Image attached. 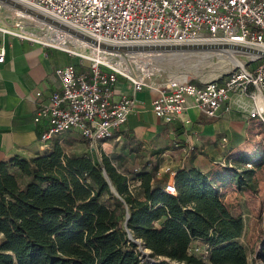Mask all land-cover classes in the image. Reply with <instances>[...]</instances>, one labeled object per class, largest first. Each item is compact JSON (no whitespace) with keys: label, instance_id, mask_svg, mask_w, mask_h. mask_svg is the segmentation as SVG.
I'll use <instances>...</instances> for the list:
<instances>
[{"label":"trees","instance_id":"1","mask_svg":"<svg viewBox=\"0 0 264 264\" xmlns=\"http://www.w3.org/2000/svg\"><path fill=\"white\" fill-rule=\"evenodd\" d=\"M263 163L261 146L207 172L180 166L171 194L158 165L129 175L59 141L15 155L0 162V264H264V241L250 260L244 218L224 200L231 186L256 192Z\"/></svg>","mask_w":264,"mask_h":264},{"label":"built area","instance_id":"2","mask_svg":"<svg viewBox=\"0 0 264 264\" xmlns=\"http://www.w3.org/2000/svg\"><path fill=\"white\" fill-rule=\"evenodd\" d=\"M10 1L24 8L36 9L93 38L99 45L222 42L264 51V0ZM5 7L13 6L0 0V18ZM14 9L13 18L18 20L16 25L19 24L17 26L22 33L7 29L1 23L0 32L38 41L23 34L26 31L21 20L37 17H31L30 13L25 15L26 11L22 9ZM41 23L50 34L64 39L61 42L56 39L54 42H39L88 60L86 68L73 64L58 67L55 73L60 79L61 89L48 99H42V93L37 92L40 104L34 120L42 126L39 141L44 151L58 136L72 130L90 142L114 137L137 110L136 93L146 88L154 92L152 109L159 119L166 123L181 121L185 125L191 123L190 113L193 111L218 118L222 108L226 111L231 109L235 95H250L252 88H264V56H249L250 60L253 59L251 63L241 65L223 81L198 85L188 80L168 78L159 83L149 82L144 76L129 74L127 69L105 59L123 58L124 52L109 51L97 45L100 57H96L88 51L94 44L83 41L80 44L85 51L80 53L75 50L78 44L76 36L56 25L47 24V21L41 20ZM5 59L6 49L1 47L0 63ZM120 77L131 84L132 93L116 96L115 87ZM251 97L255 99V96ZM250 117L264 124V107L256 104ZM167 172L175 176L172 168L168 167ZM165 190L177 193L174 183H168ZM207 248L206 245L205 253Z\"/></svg>","mask_w":264,"mask_h":264},{"label":"crops","instance_id":"3","mask_svg":"<svg viewBox=\"0 0 264 264\" xmlns=\"http://www.w3.org/2000/svg\"><path fill=\"white\" fill-rule=\"evenodd\" d=\"M1 47L6 49V59L0 63V162L15 155L31 157L44 151L39 141L42 126L34 120L40 104L37 92L42 93V99H48L61 89L55 73L58 67L88 65L66 50L14 34L0 32ZM126 93H132L131 84L119 78L115 94ZM252 95L255 99L250 98ZM153 96L154 92L147 88L137 92V110L110 139L90 142L72 130L55 140L68 154H89L98 160L106 154L118 170L129 175L158 165L154 178L158 186L174 183L168 167L175 170L194 165L207 172L231 165L239 154L255 153L259 148L252 152L248 129L255 105L264 107V88H252L250 95H235L231 109L222 108L218 118L193 111L187 125L159 119L152 109ZM224 192V200L230 204L229 195H242L246 191L231 186Z\"/></svg>","mask_w":264,"mask_h":264},{"label":"rangeland","instance_id":"4","mask_svg":"<svg viewBox=\"0 0 264 264\" xmlns=\"http://www.w3.org/2000/svg\"><path fill=\"white\" fill-rule=\"evenodd\" d=\"M14 8H4L0 23L2 25L7 24L9 29L13 31H19L16 25L18 20L13 18L14 12H16ZM24 14L28 15L29 13L24 12ZM21 20H23L22 22L27 30V33L23 32V34L29 37L45 41L46 35L50 34L45 25L41 23V20L37 18H34L35 21L30 17L22 18ZM19 32L22 33L21 31ZM68 44L75 46V44L69 42ZM82 44L78 42L75 50L80 53L85 51ZM88 51L90 55H94L91 49H88ZM77 56L81 61L88 62V60L82 59L80 55ZM123 56V58L115 57L113 61L119 63L122 68L127 69L129 74L144 76L149 82L159 83L168 78H177L179 80H188L199 85L210 81H223L230 74L237 71L241 65L247 64L250 60L247 54L230 48L166 54L162 56L152 55L147 57H130L128 54L125 55L123 53ZM106 60L108 59L106 58ZM109 60H112V58ZM255 95H259V92ZM250 98L253 99V97ZM249 127L248 136L250 139H248V143L251 145L253 152L258 147L264 146V124L260 123L258 119H253ZM55 141L50 144L49 148L52 147ZM250 166H252V163ZM256 178V192L246 191L242 195H229L232 210L237 214L241 213L244 215L245 227L239 240L244 244L250 260H253L257 250L262 247L264 241V163L258 168ZM193 246L197 254L201 255L205 252V244L198 241ZM149 259L153 260V258Z\"/></svg>","mask_w":264,"mask_h":264},{"label":"water","instance_id":"5","mask_svg":"<svg viewBox=\"0 0 264 264\" xmlns=\"http://www.w3.org/2000/svg\"><path fill=\"white\" fill-rule=\"evenodd\" d=\"M8 4H11L13 7L22 9L28 13L33 14L32 12H29V8H24L20 5H18L15 2H11L10 0H2ZM37 18L47 21L53 25H56L57 27L61 29L67 30L69 33L72 35L76 36L77 38H81L83 41L89 42L94 45H99V43L94 40L93 38L79 33L75 30H72L70 27L52 19L47 16H42L39 14H33ZM101 48L109 50V51H119V52H124L136 56H162V55H169V54H179V53H185V52H193V51H203V50H215V49H224V48H230L234 50H239L248 56H264V51L251 48V47H246V46H241L237 44H232V43H222V42H195V43H185V44H166V43H159V44H131V45H112V44H106V43H101L99 45ZM253 59L249 60L247 64L251 63ZM128 218V215H127ZM127 223V222H126ZM130 237H132V234H129Z\"/></svg>","mask_w":264,"mask_h":264},{"label":"bare ground","instance_id":"6","mask_svg":"<svg viewBox=\"0 0 264 264\" xmlns=\"http://www.w3.org/2000/svg\"><path fill=\"white\" fill-rule=\"evenodd\" d=\"M25 8H29V7H25ZM29 10V12H32L33 14H39V15H42L43 13H41V12H39L38 10H36V9H28ZM20 14H22L21 12H20ZM33 14H31L30 13V15L31 16H35V15H33ZM42 16H44V14L42 15ZM45 16H47V15H45ZM48 17V16H47ZM45 23H46V21H44ZM47 24H49V22H47ZM17 25H19V24H17ZM5 28H7V29H9V27H8V25L6 24V25H3ZM25 31H26V33H27V30L25 29ZM63 31L64 32H68L67 30H65V29H63ZM76 38V37H75ZM36 39V38H35ZM45 39L47 40V41H52V42H54L55 41V39L57 40V42H61L62 41V39H64L63 37H60V38H57L56 37V35H52V34H49V35H46V37H45ZM77 40H78V42H83V40L81 39V38H76ZM36 40H38V39H36ZM38 41H42V40H38ZM93 52H94V55L96 56V57H100L99 56V49H98V46L97 45H93L92 46V48H90ZM234 53V52H233ZM230 54V53H229ZM232 55V54H231ZM106 59V58H105ZM107 59L108 60H106V61H108V62H112L113 64H115V65H117V67H121L120 66V64L119 63H117V62H113V60H109L110 59V57H107ZM123 69H125V68H123Z\"/></svg>","mask_w":264,"mask_h":264}]
</instances>
